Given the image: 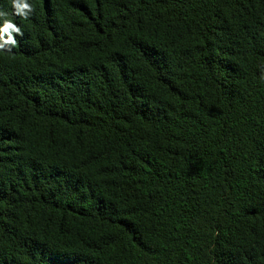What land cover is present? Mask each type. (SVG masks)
Returning a JSON list of instances; mask_svg holds the SVG:
<instances>
[{"label":"trees","instance_id":"obj_1","mask_svg":"<svg viewBox=\"0 0 264 264\" xmlns=\"http://www.w3.org/2000/svg\"><path fill=\"white\" fill-rule=\"evenodd\" d=\"M29 3L0 0V264H264V0Z\"/></svg>","mask_w":264,"mask_h":264},{"label":"clouds","instance_id":"obj_2","mask_svg":"<svg viewBox=\"0 0 264 264\" xmlns=\"http://www.w3.org/2000/svg\"><path fill=\"white\" fill-rule=\"evenodd\" d=\"M12 7L15 10V14L27 18L32 11V4L29 0H11ZM7 13L0 11V19L3 20L0 23V50H2L5 45H15L17 43L14 34H21V29L12 22L11 19H4Z\"/></svg>","mask_w":264,"mask_h":264}]
</instances>
